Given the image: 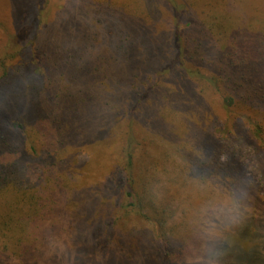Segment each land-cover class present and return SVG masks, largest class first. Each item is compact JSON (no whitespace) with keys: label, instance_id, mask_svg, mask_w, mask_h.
<instances>
[{"label":"trees","instance_id":"16d2710c","mask_svg":"<svg viewBox=\"0 0 264 264\" xmlns=\"http://www.w3.org/2000/svg\"><path fill=\"white\" fill-rule=\"evenodd\" d=\"M31 1L7 0L0 10L2 255L23 258L38 225L62 228L82 210L100 218L93 245L142 236L138 226L152 221L163 229L174 212L134 154L178 139L161 115L166 109L196 124L210 116L205 135L188 136L195 157L210 156L218 174L243 170L246 150L264 160L263 15L170 5L169 27L156 34L143 21L68 0L39 30L41 14L30 6L43 0ZM200 167L194 173L203 174ZM85 195L92 198L83 207ZM169 253L151 263L165 264Z\"/></svg>","mask_w":264,"mask_h":264},{"label":"rangeland","instance_id":"374dc122","mask_svg":"<svg viewBox=\"0 0 264 264\" xmlns=\"http://www.w3.org/2000/svg\"><path fill=\"white\" fill-rule=\"evenodd\" d=\"M195 1L203 0H77V5L88 2L104 6L120 13L126 21H143L146 26H152L156 34L168 29L173 9L210 13L223 10L244 17L264 16V0H218V3L206 0V8H196ZM66 2L68 0H43L37 3L38 7L30 6L33 12L37 10L41 14L39 30L44 29L46 22L54 20L57 7ZM6 8L7 0H0V10ZM196 88L200 85L196 84ZM161 115L178 139L174 144L163 143L162 151L157 149L151 155L149 152L140 155L137 148L134 160L143 177L155 180L164 206L174 212L163 229L152 221L145 227L138 226L142 236L119 235L118 242L100 239L93 245L96 234L102 235L100 218L93 217L92 210L90 213L78 211L71 205L70 211H78L76 219L65 222L62 228H47L44 232L45 227L39 229L38 225L35 235L24 240L25 246L20 251L24 257L0 253V264H152V260L163 258L164 248L170 252L165 264H264V160L246 150L241 158L243 170L220 175L212 166L210 156L195 157L197 152L188 136L189 131L195 130L205 135L210 116L204 118L203 124H196L197 120L192 117L168 109ZM87 159L81 157L79 160ZM220 162L225 163L226 157L222 156ZM198 163L203 174L193 171L194 164ZM137 191L141 192L140 186ZM85 196L81 202L83 207L89 206L92 198ZM113 221L114 218L110 219L108 226ZM117 226L118 222L116 231Z\"/></svg>","mask_w":264,"mask_h":264}]
</instances>
